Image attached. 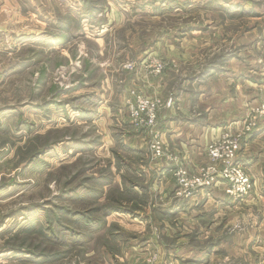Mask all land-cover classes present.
I'll return each mask as SVG.
<instances>
[{"label": "rangeland", "instance_id": "rangeland-1", "mask_svg": "<svg viewBox=\"0 0 264 264\" xmlns=\"http://www.w3.org/2000/svg\"><path fill=\"white\" fill-rule=\"evenodd\" d=\"M235 74L259 80L246 83L242 105ZM180 93L189 108L200 98L195 116L226 95L241 110L230 119L241 126L212 142L240 135L232 167L249 189L227 193L236 179L222 178L226 164L211 161L209 143L205 165L193 172L181 166L180 179L196 184L179 186L174 178L175 193H190L180 197L181 212L165 214V227L149 223L151 241L181 252V264H264V0H0V200L19 194L0 203V224L4 232L20 229L1 233V241L45 260L47 229L55 240L66 231L68 261L79 263L93 252L103 189L111 186L104 210L135 217L156 204L142 191L149 185L142 177L156 171L154 156H169L159 120ZM139 97L161 102L151 123L129 118ZM218 178L225 192L209 200L194 196L217 189ZM125 182L138 195L127 185L119 191ZM56 244L52 264L61 256ZM194 252L207 257L186 263ZM151 253L150 264H180L168 253Z\"/></svg>", "mask_w": 264, "mask_h": 264}, {"label": "crops", "instance_id": "crops-1", "mask_svg": "<svg viewBox=\"0 0 264 264\" xmlns=\"http://www.w3.org/2000/svg\"><path fill=\"white\" fill-rule=\"evenodd\" d=\"M207 77H209V75L207 76L205 74L204 77L202 76L201 80H204ZM234 77L236 78L233 79L236 80L233 81L236 85L235 96L240 100L241 105L242 103L245 104L246 99L243 97L244 95L242 91L244 87H246V83L248 84V82H252V84H257L259 80L258 78L249 76L248 78L244 76L240 78L237 74H235ZM187 80L191 83L195 81L193 78H188ZM182 95L183 93L174 96V106L176 105V108L173 106L171 110H166L163 117L159 120L161 129L160 142L163 146L162 148L167 150L169 156L167 154L165 156L164 154L163 157L159 158H156L155 156L153 158L151 157L152 160L155 161L153 165H156V171L154 173L146 172L144 175L145 178L142 177L144 181L149 182L148 187L143 188L142 191L151 192L153 196L158 198L159 203L152 204L149 208L146 205L140 211H135V214H140V216L134 217V212L131 213L119 209H114L113 211L111 208L106 209L112 210L110 211L111 213L104 215L106 210L102 209V207L104 206L103 203L105 196L111 189V186L108 188V191L105 190L106 188L103 189L101 195L103 199L97 200V203L100 204L98 206H101L96 208V210L100 209V211L97 212L99 215L97 218L93 219L94 226L91 228L92 236L90 237V243L94 245V253L92 252V254L84 255L86 256V259L73 264H145V259L147 260V264H150V261L152 260L150 255L153 251L158 252L161 257L166 256V253H168V259L172 260L173 257L174 262H179L181 264V252H178L176 249L170 250L163 242L159 243V241H155V239L151 241L149 223L154 222L156 226L160 224L161 228L165 227L167 218H170V215L166 216L165 214L181 212V198L176 197L175 190L177 189V183L175 184L174 181V178L176 180L180 169L183 167L184 169L193 172L198 167L205 165L208 160L205 153L206 146L211 143L213 139L219 137L223 132H229L230 129H237L241 126V122L235 123L234 120L230 121V119L240 117L239 114L241 113V110L235 112L234 108H231L232 105L227 97L228 95H226L225 99L220 97L218 106H210L209 108H206L204 114L201 116H195L196 113L194 111L195 105H199V102L201 101L200 98L196 104L195 102L192 103V108H189L187 105L182 104V102L185 101L181 98ZM182 107L184 109H182ZM260 133L261 132L251 134V138L260 136ZM245 163L249 164V162ZM218 179L220 180V182L217 183L219 187H225V189L219 187L217 189L206 188L202 189L194 196L209 200L210 198L216 197L217 194L219 195L223 193L222 191L225 192L227 188L226 183L220 178ZM119 187V191L121 192L126 191L127 187L129 191L138 195L137 188L132 189V182L130 185L125 182L124 186H120L119 184ZM0 189H2V187H0ZM2 192L4 191L0 190V197ZM17 196H19L18 192L13 194L9 199L0 200V203H7L10 199ZM190 201L192 200H188L187 204L190 203ZM193 205L196 206V204H191L192 207H194ZM188 207L190 206L188 205ZM101 209L103 210V215L100 214ZM150 210H153L154 214H158L155 221H152V219L150 220V216L147 214ZM143 212H145V216L142 217ZM8 219H10V217L6 220ZM5 228L6 225L4 223L0 224V237L4 233H9L11 236H14V234L20 232V229L17 232V229L11 230L12 228L9 232H4ZM61 229L65 230L67 229V226L63 227L62 225ZM47 231L48 232H45V238L48 240V245L50 243L51 248L49 249L48 247V251L44 254L46 258L45 260H42V255L39 253H34L32 250L11 245L4 241L2 242L0 239V264H52L50 262H53V259L55 260L53 257V245H55L58 240L60 241V245L58 246L60 247L59 251L61 256L60 260L57 261L58 263L55 264H72L68 261L70 258L68 254L69 242L66 239V236H64L67 235L66 231H61L60 238L56 236V240L53 238V232L48 229ZM105 243L110 248L107 249L106 246L103 245ZM83 247L78 245L77 249L81 250ZM55 251H57L56 246ZM187 253L191 254L192 252ZM204 254V252H194L195 256L193 258L190 257V259H188L189 257H186V259L191 260H187L186 263H197V257H200V260L205 259L207 255ZM90 256H92V258L88 259L87 257ZM208 261L209 264L210 260Z\"/></svg>", "mask_w": 264, "mask_h": 264}, {"label": "built area", "instance_id": "built-area-1", "mask_svg": "<svg viewBox=\"0 0 264 264\" xmlns=\"http://www.w3.org/2000/svg\"><path fill=\"white\" fill-rule=\"evenodd\" d=\"M161 104L159 99L150 100L144 97H139L136 100V104L134 107L130 108L129 112V118L131 121L134 122H142V118L146 117L147 122L151 123L155 118L156 109ZM249 128V127H248ZM240 135H237L233 140H228V136L223 137L221 141L216 140L213 141L208 145V156L211 159L212 162H221L223 164H226V168L223 171V174H221L222 178L225 180H228L230 182L235 181L236 188L235 191H233V188L235 186H231V188L227 189V193L237 194V192L242 196V193L246 194V191L249 189L248 181L247 179L243 178V176L240 174L239 170H237L235 167L233 169L232 163H234V157L236 154V151L238 149V139ZM159 152H156V155ZM229 168L230 172L227 170ZM179 176V186L188 187L191 185L196 184V182L188 183L184 179H180V173L177 174ZM211 180V179H210ZM206 186L210 185V181L204 182ZM203 183V184H204ZM198 184V183H197ZM202 183L198 185V187H201L200 185H203ZM191 189H186L185 192H181L180 188L176 192V196L181 197L182 194H185V196L189 195Z\"/></svg>", "mask_w": 264, "mask_h": 264}]
</instances>
